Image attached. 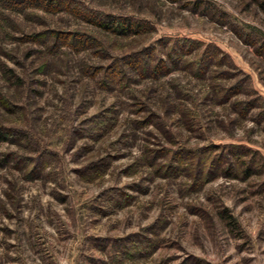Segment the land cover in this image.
<instances>
[{"label": "rangeland", "instance_id": "rangeland-1", "mask_svg": "<svg viewBox=\"0 0 264 264\" xmlns=\"http://www.w3.org/2000/svg\"><path fill=\"white\" fill-rule=\"evenodd\" d=\"M0 264H264V0H0Z\"/></svg>", "mask_w": 264, "mask_h": 264}]
</instances>
